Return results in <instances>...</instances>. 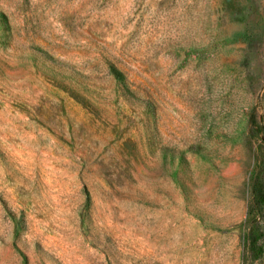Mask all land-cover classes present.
<instances>
[{"label":"rangeland","instance_id":"1","mask_svg":"<svg viewBox=\"0 0 264 264\" xmlns=\"http://www.w3.org/2000/svg\"><path fill=\"white\" fill-rule=\"evenodd\" d=\"M261 188L264 0H0V264H264Z\"/></svg>","mask_w":264,"mask_h":264},{"label":"trees","instance_id":"2","mask_svg":"<svg viewBox=\"0 0 264 264\" xmlns=\"http://www.w3.org/2000/svg\"><path fill=\"white\" fill-rule=\"evenodd\" d=\"M257 204L259 205V206H261L262 208H264V189L263 188H261V189H259V191H258V198H257ZM262 238V237H261ZM251 251L253 252V253H256V255L258 256V257H260V256H262V245H260L259 247H258V249H251Z\"/></svg>","mask_w":264,"mask_h":264}]
</instances>
